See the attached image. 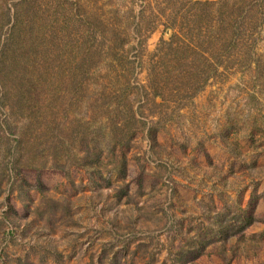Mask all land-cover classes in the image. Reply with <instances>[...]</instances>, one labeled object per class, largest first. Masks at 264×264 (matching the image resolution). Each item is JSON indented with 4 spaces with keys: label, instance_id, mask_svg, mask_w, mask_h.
<instances>
[{
    "label": "rangeland",
    "instance_id": "374dc122",
    "mask_svg": "<svg viewBox=\"0 0 264 264\" xmlns=\"http://www.w3.org/2000/svg\"><path fill=\"white\" fill-rule=\"evenodd\" d=\"M219 1L0 0V264H264V0Z\"/></svg>",
    "mask_w": 264,
    "mask_h": 264
},
{
    "label": "trees",
    "instance_id": "16d2710c",
    "mask_svg": "<svg viewBox=\"0 0 264 264\" xmlns=\"http://www.w3.org/2000/svg\"><path fill=\"white\" fill-rule=\"evenodd\" d=\"M229 0H221V2L219 1V5L222 6V8H229L231 9V11H233V13L236 14H242L243 12H246L245 9H247L244 6V1L243 0H239V2L237 4H233L230 5L228 3ZM261 0H255L252 2L253 3H258ZM190 2L192 3V0H190ZM197 4L199 5V7L202 8H206V6L208 4H210V2H197ZM196 5V3H195ZM257 6H259V4H257ZM256 6V7H257ZM251 8V7H250ZM257 10H260V6L257 8ZM22 12V11H21ZM239 12V13H238ZM228 14V13H227ZM224 13H223V17L221 15L222 18H224ZM238 17L240 18V16H235V20H233L235 23L233 25L235 32L237 31V28H240V26L238 25V23L240 22V20L238 19ZM16 22L13 24L12 29L10 30V34L8 35V38L6 40V43L2 49L1 52V57L2 59L7 60L10 62L9 66L7 65L4 70H3V74L1 73V78L3 80L6 79H15V78H20L19 74L22 73L21 69H18L19 67H21L20 65H23V63L20 62L19 58H20V49H27L26 46L29 42L28 39V34L25 33V30L20 29V27L22 25H24V20H22V13H17L16 15ZM229 22V19L226 18L224 20V23ZM211 23V22H210ZM223 21L220 22V25L223 26L224 25ZM215 26V25H214ZM206 29H209V31L216 29V27H213L211 24H208V26L206 27ZM221 30V29H219ZM210 36H216L215 34H212V32H209ZM176 40H171V42H169V46L172 47V49L174 51H176V53H180V51H184V50H195L192 47V43L191 42H184L183 40H181V38L176 37ZM219 43H221V40H218ZM217 40L215 41H211L209 42V44L213 47L216 43ZM223 43V42H222ZM223 45V44H222ZM24 47V48H23ZM18 66V67H17ZM210 73H208L209 75ZM211 76V75H210ZM208 76V78L210 77ZM207 79V78H206Z\"/></svg>",
    "mask_w": 264,
    "mask_h": 264
}]
</instances>
